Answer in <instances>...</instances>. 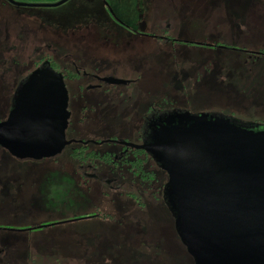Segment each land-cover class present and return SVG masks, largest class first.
<instances>
[{
	"label": "rangeland",
	"instance_id": "obj_1",
	"mask_svg": "<svg viewBox=\"0 0 264 264\" xmlns=\"http://www.w3.org/2000/svg\"><path fill=\"white\" fill-rule=\"evenodd\" d=\"M29 1L50 5L60 0ZM7 12L23 38L32 36L34 49L39 48L40 55L54 54L60 67H98L123 80L137 76L148 105L147 118L154 115L152 105L158 114L171 109L206 112L243 130L264 128V61L247 70V53L239 51L264 47V0H68L56 7ZM43 36L49 38V49H43ZM120 112L115 107L116 120ZM119 131L117 138L133 140L127 129ZM54 158L59 160L58 155ZM57 161L10 164L15 179L0 190V264H77L78 258L83 264H98L112 259V246L97 244L99 234H106L105 242L115 238L107 221L48 226L92 210L115 215L121 211L117 199L93 197L83 190L74 196L75 190L63 193ZM129 191L135 192L132 187ZM128 204L138 211L134 203ZM146 209L158 218H140L139 230L147 238H163L170 223L165 208ZM39 225L48 227L37 229ZM130 236L136 240L132 247L142 239ZM127 254L124 244L120 259L112 264ZM160 255L158 264H179L167 253Z\"/></svg>",
	"mask_w": 264,
	"mask_h": 264
},
{
	"label": "flooded vegetation",
	"instance_id": "obj_2",
	"mask_svg": "<svg viewBox=\"0 0 264 264\" xmlns=\"http://www.w3.org/2000/svg\"><path fill=\"white\" fill-rule=\"evenodd\" d=\"M31 5L34 4L29 0H0V126L6 125L9 121L11 122L8 126L12 129L19 125L31 124L27 120L29 115L27 110L34 105L35 101H38V106L41 107V110L38 107V112H42V114L38 113L42 119H38L39 126L36 128L50 126L52 114L48 113L49 101L57 104L59 99V92L51 89L50 73L45 70L50 68L60 76L65 90V111L68 116L62 134L64 141L69 143L64 145L57 154L58 161L54 158L57 155L39 159L29 157L18 159L2 146V138H0V190L4 184L13 182L15 179L14 169L10 164L14 166L27 163L45 165L57 161L61 167L63 193H66V190H75L71 192L74 196L80 195L77 190H83L84 193L93 197L117 199L121 206L120 215H115L114 212L100 213L92 210L90 213L73 215L59 224L48 225L61 226L92 219L107 221L115 231V238L105 242L106 234L98 233L97 244L111 245L113 257L98 264H112L116 260L118 262L120 259L118 253L124 244L128 247V254L118 264H158V257L163 252L167 253L169 259L174 260L173 262L188 264V261L189 264H195L183 236L176 228L177 224H181V219L177 220L178 211L172 208L173 203L176 205V196L171 194L166 172L158 159L146 150L135 147L151 143L152 135H158V130L164 126V121L174 127L177 120L173 122V119L178 115L198 116L206 112L191 114L187 111L171 109L169 112L158 114V107L150 105L149 109L155 108V112L153 116L147 118L148 105L146 106L143 87L139 85V81H136L137 76L134 75L135 80L134 78L115 79L103 74L98 67L94 70L60 67L62 65L56 60L54 54L49 55V52L40 55L39 48L34 49L33 37L29 35L26 39L23 38L15 18L7 12V9L15 8L34 9ZM41 44L43 49H49V38L43 36ZM211 47L215 48L216 45ZM239 51L247 53L248 60H244L247 70L256 61H264V47L251 52L241 49ZM35 72H38L41 80L28 82ZM26 82L28 83L26 87H29L30 83L33 84L32 89H25L19 94ZM115 107L121 111L118 115L119 120L113 116ZM97 108L105 113L101 114ZM56 109L57 106L55 111ZM87 109L91 112L88 113ZM114 123L117 130L114 128ZM120 129H127L133 140H128V136L117 138ZM161 174L162 178L159 177ZM148 175H153V179L147 190ZM130 187L135 192H130ZM63 196L66 197L64 194ZM128 203H134L138 211L129 209ZM158 205L165 208L170 223L165 225L163 238L158 239V235L147 238L146 234L138 228L140 218L145 216L158 218L150 213L151 210L146 209V207ZM189 220L191 222L192 218ZM48 226L39 225L36 228ZM130 233L142 237L133 247L132 243L136 240H132ZM146 242H150L148 247ZM82 248H86V244ZM151 248H154L155 252L152 253ZM77 262V264H83L79 258ZM171 263L169 261V264Z\"/></svg>",
	"mask_w": 264,
	"mask_h": 264
},
{
	"label": "water",
	"instance_id": "obj_3",
	"mask_svg": "<svg viewBox=\"0 0 264 264\" xmlns=\"http://www.w3.org/2000/svg\"><path fill=\"white\" fill-rule=\"evenodd\" d=\"M67 1L31 6L50 8ZM45 70L51 89L59 92L57 104L49 101L50 126L36 128L42 119L38 101L27 110L28 126L12 129L11 121L0 126L2 146L18 159L51 157L69 143L62 134L68 116L65 90L60 76ZM38 76L35 72L28 82L41 80ZM26 86L19 94L33 84ZM175 119L176 126L164 121L151 143L135 148L153 155L166 172L176 196L172 208L182 221L176 228L195 264H264V130H243L206 114Z\"/></svg>",
	"mask_w": 264,
	"mask_h": 264
},
{
	"label": "trees",
	"instance_id": "obj_4",
	"mask_svg": "<svg viewBox=\"0 0 264 264\" xmlns=\"http://www.w3.org/2000/svg\"><path fill=\"white\" fill-rule=\"evenodd\" d=\"M148 177V182H147V190L149 189V187H150V181L153 179L152 177H153V175H151V176H147Z\"/></svg>",
	"mask_w": 264,
	"mask_h": 264
},
{
	"label": "crops",
	"instance_id": "obj_5",
	"mask_svg": "<svg viewBox=\"0 0 264 264\" xmlns=\"http://www.w3.org/2000/svg\"><path fill=\"white\" fill-rule=\"evenodd\" d=\"M35 2V1H34Z\"/></svg>",
	"mask_w": 264,
	"mask_h": 264
}]
</instances>
